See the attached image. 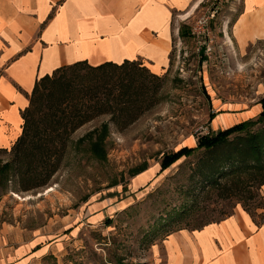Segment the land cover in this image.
Returning a JSON list of instances; mask_svg holds the SVG:
<instances>
[{
	"label": "rangeland",
	"instance_id": "rangeland-1",
	"mask_svg": "<svg viewBox=\"0 0 264 264\" xmlns=\"http://www.w3.org/2000/svg\"><path fill=\"white\" fill-rule=\"evenodd\" d=\"M241 7L240 0H205L182 23L191 26L204 11H217L212 22L217 44L209 58L197 53L192 39L174 40L171 67L160 75L165 98L156 108L124 131L109 116L77 130L45 188L16 192L13 181L0 197V245L38 241L37 248L47 253L32 264H151L153 247L175 231L221 221L238 207L262 221L260 189L243 183L232 193L206 181L215 163L218 184L228 183L230 169L221 165L231 146L197 152L161 171L165 154L197 144L212 131L216 102L248 108L264 98V42L239 54L221 41L220 30L232 25ZM105 124L110 134L102 161L89 141H80ZM263 129L258 125L252 132ZM143 164L154 170L133 180L134 169Z\"/></svg>",
	"mask_w": 264,
	"mask_h": 264
},
{
	"label": "crops",
	"instance_id": "crops-1",
	"mask_svg": "<svg viewBox=\"0 0 264 264\" xmlns=\"http://www.w3.org/2000/svg\"><path fill=\"white\" fill-rule=\"evenodd\" d=\"M204 1L0 0V150L11 149L21 136L22 113L37 81L63 66L140 59L153 73H168L181 24ZM240 1V14L220 31L227 48L244 54L264 42V0ZM215 107L213 132L257 119L262 112L260 103L242 108L219 101ZM261 193L264 200V186ZM37 242L0 245V264L34 263L47 253ZM151 253V264H264V220L257 222L238 207L201 229L171 233Z\"/></svg>",
	"mask_w": 264,
	"mask_h": 264
},
{
	"label": "trees",
	"instance_id": "trees-1",
	"mask_svg": "<svg viewBox=\"0 0 264 264\" xmlns=\"http://www.w3.org/2000/svg\"><path fill=\"white\" fill-rule=\"evenodd\" d=\"M179 36L180 40L191 39L190 26L182 24ZM164 85L165 77L153 73L140 59L105 62L97 66L81 61L63 66L38 80L30 95V104L22 113L21 136L11 149L0 150V197L8 194L13 181L17 184L16 192H32L48 186L61 168L71 137L77 130L102 116H109L119 131L128 129L164 101ZM259 103L262 112L257 119L226 130L210 131L198 139L195 147L165 154L161 161L162 171L197 152H214L231 146V153L224 166L221 165L223 170L226 167L230 169L226 173L228 183L225 186L218 184L219 170L215 163L211 164L206 181L212 186L225 187L232 193L243 183L262 190L264 129L252 132L253 128L264 124V98ZM109 134V126L105 124L102 129L82 138L80 144L89 141L93 155L105 161V143ZM6 155L9 158L3 159ZM147 167L143 164L134 169L132 176ZM260 215L263 221L264 216Z\"/></svg>",
	"mask_w": 264,
	"mask_h": 264
},
{
	"label": "built area",
	"instance_id": "built-area-1",
	"mask_svg": "<svg viewBox=\"0 0 264 264\" xmlns=\"http://www.w3.org/2000/svg\"><path fill=\"white\" fill-rule=\"evenodd\" d=\"M217 11L207 10L196 17L190 26L191 39L196 45L198 54L203 53L211 58L217 44V36L212 29V22L216 18Z\"/></svg>",
	"mask_w": 264,
	"mask_h": 264
},
{
	"label": "bare ground",
	"instance_id": "bare-ground-1",
	"mask_svg": "<svg viewBox=\"0 0 264 264\" xmlns=\"http://www.w3.org/2000/svg\"><path fill=\"white\" fill-rule=\"evenodd\" d=\"M48 191L51 192V191H53V190H52V189H49ZM27 199H28V198H27Z\"/></svg>",
	"mask_w": 264,
	"mask_h": 264
}]
</instances>
